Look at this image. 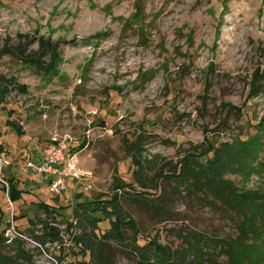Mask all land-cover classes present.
<instances>
[{
  "label": "rangeland",
  "instance_id": "374dc122",
  "mask_svg": "<svg viewBox=\"0 0 264 264\" xmlns=\"http://www.w3.org/2000/svg\"><path fill=\"white\" fill-rule=\"evenodd\" d=\"M41 38L61 52L56 73L35 64ZM258 69L264 70V0H0L4 263L74 264L65 221L78 227L72 212L81 201L105 216L100 201L117 193L141 237L169 249L173 259L194 244L213 257L202 264H230L218 256L215 239H236L242 212L216 197L205 175H198L204 189L194 192L170 174L179 162L196 171L190 154L206 162L201 155L213 146L226 163L217 180L264 193V73L255 80ZM65 141L90 178L68 179L50 195L49 177L29 164ZM244 143L258 149L238 162ZM234 158L242 163L237 173L229 165ZM12 177L24 191L14 204L1 193L2 180ZM139 177L146 185L158 180L162 197L128 193L127 183ZM38 196L69 207L48 215ZM43 221L60 229L64 247L34 239ZM101 226L99 234L109 221ZM17 237L25 256L17 254ZM130 242H112L114 264L152 260Z\"/></svg>",
  "mask_w": 264,
  "mask_h": 264
},
{
  "label": "trees",
  "instance_id": "16d2710c",
  "mask_svg": "<svg viewBox=\"0 0 264 264\" xmlns=\"http://www.w3.org/2000/svg\"><path fill=\"white\" fill-rule=\"evenodd\" d=\"M60 62L61 52L57 44L50 42L44 43L42 38L39 39L38 61H35V64H38V69L46 73H56ZM263 73L264 70L258 69L255 74V80L261 77ZM9 123L12 125V121ZM259 124L260 128L263 129L264 124ZM257 149L258 148H255L254 144L246 145V143H244L242 147H239V151L236 154L237 161H240L239 156L244 155V153L253 155ZM2 152L3 148L0 146V154ZM212 155L214 157L211 159ZM201 156L202 158L205 156L206 162L196 157L194 153H191L189 156L192 157L199 166L196 171L191 169L186 172L184 163L179 162L176 164L170 176H180L178 178L181 179L190 190L194 191L195 189H204L201 188L198 175H205L208 180H206L204 184L212 189L215 196L221 199L225 204L242 212L243 222L239 227V235L236 239H217V241L215 239L216 245L221 248L219 249L218 256H225L230 264H264V193L257 189H237L231 181L224 180L220 177L217 180L215 175L219 176L221 170L225 168L226 163H224L225 159L221 156L219 150L213 146H210ZM235 160L234 158L231 163H229L231 167H237V169L231 170L232 173H237L239 171L238 167L242 166V163L237 165ZM261 171L262 176H264V163L262 164ZM160 177L163 178L162 176ZM9 180L10 181H7V179H5L6 184L1 183V193L3 197H6L7 193L11 203L14 204L22 199L24 191L19 187V183L16 182L13 177ZM186 180H188V182H186ZM127 185L128 193H133L137 196L148 194L159 196L158 198L162 197L163 192L158 180L152 185H146L139 177L135 184L127 183ZM47 190L49 191V189ZM50 195H52V193ZM38 200V205L41 209H44L45 213L48 215L52 213V209L62 210L69 207L68 205H57L51 198L38 196ZM96 202L99 203V201ZM100 202L106 203L103 209L105 216L102 217L103 213L96 212L97 209L89 211V207L87 206L88 203L81 201L76 204V208L72 212L77 219L76 225H78V227L74 226L72 221L68 219L65 221L67 223L68 236L74 242L73 249L76 250L74 264H114L112 255L109 252L113 247L112 242L119 245L123 244L129 238L131 239L130 244L142 255L143 259L144 257L146 258V256H152V260H150V258L147 259L145 264H202L205 260L213 261V257H205L206 253L203 252V249H200L198 245L194 244H190L189 248L183 250L176 260L175 258L173 259L169 249H165L163 246L156 244L153 240L148 242V239L141 237L137 222L124 212V209L119 203L120 201L117 193ZM108 208L112 210L109 211ZM105 220L109 221V227H105L103 233L99 234L98 229H102L101 224ZM42 225V233L39 235H32L34 239H36L42 247L48 242H51L52 245L57 242L61 248L64 247V238L60 229L51 225L49 221H43ZM126 227L131 228L134 232L132 237L124 231ZM14 240L18 245L22 246L17 254L19 256L28 254L23 249L24 240L19 237ZM165 252L169 253L168 256ZM5 259V256L0 251V264H5Z\"/></svg>",
  "mask_w": 264,
  "mask_h": 264
},
{
  "label": "built area",
  "instance_id": "2783aa9c",
  "mask_svg": "<svg viewBox=\"0 0 264 264\" xmlns=\"http://www.w3.org/2000/svg\"><path fill=\"white\" fill-rule=\"evenodd\" d=\"M69 144L52 143L44 153L43 160L38 164L29 165L43 175L49 177L48 189L51 193H60L66 187L68 179L81 181L82 179L89 180V173L83 171L79 165L77 156L74 153L67 151ZM4 184L5 181L2 180ZM91 186L87 185L86 189Z\"/></svg>",
  "mask_w": 264,
  "mask_h": 264
}]
</instances>
